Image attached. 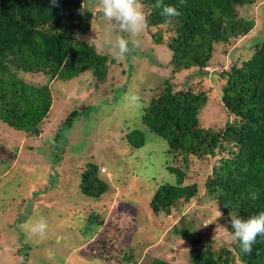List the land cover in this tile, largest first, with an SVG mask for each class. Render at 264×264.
Listing matches in <instances>:
<instances>
[{"label":"rangeland","instance_id":"rangeland-1","mask_svg":"<svg viewBox=\"0 0 264 264\" xmlns=\"http://www.w3.org/2000/svg\"><path fill=\"white\" fill-rule=\"evenodd\" d=\"M83 7L94 14L86 39L113 55L116 36L128 38V33L109 30L99 0H84ZM239 14L253 20L252 29L230 42L216 43L206 75L196 69L173 73L171 51L156 39L160 32L146 28L139 47L111 64L100 86L91 71L49 81L53 103L40 134L0 121V264H152L155 258L191 264V245L181 237L183 230L216 250L233 241L223 215L217 217V202L206 192L170 215L153 213L154 192L162 183H176V176L166 166V141L147 130L141 116L166 77L180 88L193 73L186 89L207 93L200 126L225 125L229 117L219 96V73L234 62L241 66L252 56L255 43L264 40V0L242 6ZM25 78L48 81L43 75ZM132 95L140 98L139 106L126 99ZM73 110L78 111L75 120L62 127ZM135 128L145 130L141 147L126 138ZM208 159L189 155L185 162L177 155L173 165L185 170L188 184L211 173L216 158ZM100 216L102 222L112 223L123 255L94 242L101 227L91 219ZM192 219L195 228L189 226ZM41 221L47 224L43 237L32 232Z\"/></svg>","mask_w":264,"mask_h":264},{"label":"trees","instance_id":"trees-1","mask_svg":"<svg viewBox=\"0 0 264 264\" xmlns=\"http://www.w3.org/2000/svg\"><path fill=\"white\" fill-rule=\"evenodd\" d=\"M256 1L163 0L181 12L179 17L171 18V23H165L162 9L156 7L157 0L141 3L146 28H157L160 35L153 36L171 51L172 72L196 69V73L206 75L215 44L230 42L252 29L253 20L241 17L239 8ZM83 3L57 0L58 6H53L51 0H0L1 122L38 135L53 103L49 81L69 80L91 71L97 86L105 82L117 59L86 39L92 31L94 14L84 7L82 10ZM164 31L169 32L168 37ZM254 46L252 56L241 66L234 62L219 73L223 81L219 96L229 117L223 127L200 126L199 113L207 93L186 89L195 77L193 73L187 75L180 88L166 77L143 107L142 124L166 141V166L176 176V183H162L150 200L157 216L181 210L184 204L198 201L204 192L217 202L231 235L229 213L248 219L264 212V40ZM26 74L43 75L48 81H28ZM77 113L71 111L61 126H70ZM126 138L133 147H141L145 130L135 128ZM177 155L185 162L189 155L216 161L204 180L187 184L185 170L173 165ZM101 220V216L91 219L101 227L94 242L104 251L112 248L123 255L122 245L111 232L112 223ZM189 223L192 228L197 225L194 219ZM181 237L191 245V264H264V235L257 236L251 254L241 251L238 240L216 250L202 245L200 237L185 230ZM122 259L130 260L125 256ZM152 264L173 263L155 258Z\"/></svg>","mask_w":264,"mask_h":264},{"label":"clouds","instance_id":"clouds-1","mask_svg":"<svg viewBox=\"0 0 264 264\" xmlns=\"http://www.w3.org/2000/svg\"><path fill=\"white\" fill-rule=\"evenodd\" d=\"M51 3L53 6H58L57 0H51ZM181 3H183V0H181ZM99 6L102 8L103 16L109 22L108 28L111 32L128 33V38L117 35L112 46L114 58L122 60L132 49L139 47V37L147 27L143 4L141 0H99ZM81 7L84 10L83 5ZM156 7L162 9L161 15L166 18L165 23H171V18L181 15L177 7L164 4L163 0H157ZM126 99L129 103L139 106L140 98L138 96L132 95ZM221 215L219 212L217 217ZM229 216L231 228L233 229L231 239L240 242L243 253L251 254L257 236L264 235V212L248 219L239 218L232 213H229ZM46 228L47 224L41 221L32 227V232L43 237Z\"/></svg>","mask_w":264,"mask_h":264}]
</instances>
